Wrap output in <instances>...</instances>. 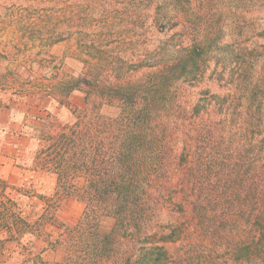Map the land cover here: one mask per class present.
I'll return each instance as SVG.
<instances>
[{"label":"trees","instance_id":"16d2710c","mask_svg":"<svg viewBox=\"0 0 264 264\" xmlns=\"http://www.w3.org/2000/svg\"><path fill=\"white\" fill-rule=\"evenodd\" d=\"M59 1H33L32 36L75 38L97 73L58 85L87 87L72 121L31 134L35 165L84 204L58 264H264V0H87L96 30L59 27ZM141 28L142 57H119L110 43L130 33L134 50ZM25 225L0 216V264L10 242L34 264Z\"/></svg>","mask_w":264,"mask_h":264},{"label":"rangeland","instance_id":"374dc122","mask_svg":"<svg viewBox=\"0 0 264 264\" xmlns=\"http://www.w3.org/2000/svg\"><path fill=\"white\" fill-rule=\"evenodd\" d=\"M33 1L0 0V100L9 104L19 102L21 105L12 106L23 109L28 107L29 111L34 109V105L30 104L43 105L48 102L50 111L46 116L50 114L58 122L66 123L73 120L74 109L80 110L85 106L84 97L87 87L81 85L66 97L57 91L58 85L78 76L90 79L94 73H97V66L91 63L87 48L78 46L75 38L51 43L47 39L32 36L35 23L36 25L47 24L42 17L32 15L35 7ZM88 4L87 0H60L57 4L60 12L54 17L57 25L63 27L68 24L86 26L89 24L91 27L95 25L94 30H96L97 12L93 13L91 21L84 15L90 12ZM94 6L97 7V5ZM227 10L222 11L226 21L228 20ZM44 12L48 13V9ZM20 19H23L22 23L27 25L25 34L20 30L22 24H19ZM69 19L73 20L69 21ZM223 30V33H226V30ZM142 31H144L142 28L137 31L138 45L134 50L132 49L134 45L129 40L123 39L131 37L130 33H125L123 38L116 42L112 41L110 45L113 46L115 43V46H120L117 43H121V49H117V51L120 50L119 57L121 55L128 57L131 50L134 55L142 57ZM225 39H227L226 36ZM119 61L120 59L117 63ZM113 73L115 74L112 76L116 80L123 74L119 67H116ZM205 85L215 87L210 82ZM62 105H68V108ZM61 108L63 110L60 111ZM43 119L39 118L38 125L43 123ZM29 130L32 134L33 124L29 125ZM36 148L35 144L31 153L34 169L48 175L52 174V177L45 175L43 181L37 178L36 184L35 179L34 182H30L33 179L25 175L24 178H14L18 180L16 186L3 181V184H0V216L5 214L9 221L14 216L26 221V225L22 226L23 235L20 243L27 244L29 251L37 255L34 264H58L65 256L63 243L66 234L78 223L84 204L62 197L61 191H57L56 188V175L34 165ZM186 217L188 214H184L183 218L186 219ZM111 225L110 219H105L102 224L103 228ZM5 236L6 231L0 228V239ZM16 247L15 242L8 243V250L11 251L10 259L7 258L8 264H19L22 260V257L16 254L20 251ZM20 255L26 257L27 253L21 251ZM29 264H31L30 259Z\"/></svg>","mask_w":264,"mask_h":264},{"label":"crops","instance_id":"0c3cea01","mask_svg":"<svg viewBox=\"0 0 264 264\" xmlns=\"http://www.w3.org/2000/svg\"><path fill=\"white\" fill-rule=\"evenodd\" d=\"M12 105L21 103L9 104L0 100V180L16 186L18 181L16 179L29 175V178L33 179L30 182H34L35 179L37 184V178L43 181L44 176L48 174L35 170L32 165L31 153L36 142L31 136L29 125L37 126L39 118H45L50 111V103L30 104L34 105L33 111L31 109L29 111L28 107L23 109ZM47 177L51 178L52 174Z\"/></svg>","mask_w":264,"mask_h":264}]
</instances>
